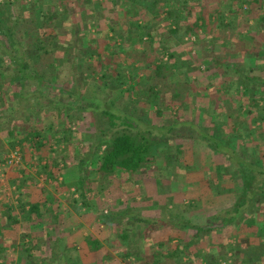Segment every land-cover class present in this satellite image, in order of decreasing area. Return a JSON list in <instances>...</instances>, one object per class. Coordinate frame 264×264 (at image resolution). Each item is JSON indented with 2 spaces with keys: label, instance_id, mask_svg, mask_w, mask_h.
I'll list each match as a JSON object with an SVG mask.
<instances>
[{
  "label": "trees",
  "instance_id": "obj_1",
  "mask_svg": "<svg viewBox=\"0 0 264 264\" xmlns=\"http://www.w3.org/2000/svg\"><path fill=\"white\" fill-rule=\"evenodd\" d=\"M127 1L129 4L125 7L119 5L116 10L110 8L112 17H106L104 24H100L98 30H105L109 38L105 41L91 38L92 22L96 19H92L86 10L80 19L76 17L71 12L73 0H13V3L0 0V135L6 136L9 141L13 140L10 149L14 150L17 144L21 146L23 162L33 160L37 155L42 158L36 163L41 164L45 159L48 164L40 165V168L48 170L47 178L54 175L57 182L61 167L50 165V159L46 157L49 153L41 155L48 138L43 128L45 119L42 114L50 112L51 116L47 119L53 121L59 118V114L65 115L68 123L77 125L85 119L89 126L94 125V119L102 118L107 127L99 129L95 141L83 153L79 163V169L85 176L81 177L76 192L85 206L89 189L86 177L91 165L96 166L102 180L111 182L118 173L128 176L137 174L151 160L155 161L160 150L169 147L171 141H181L176 147L175 160L171 161L168 155L164 157L166 161H171L168 166L178 174L181 170H197L194 162L193 165L183 163V143L203 144L215 158L214 165L208 171L211 190L215 194L219 193L224 189L221 183L229 177L233 187L227 186L224 191L237 197L235 205L226 211L225 216L213 215L205 227L194 225L171 213L166 218L168 222H157L160 227L193 231L195 242L203 233L210 236L220 227L223 229L237 225L264 204V164L261 157L254 154V151L260 153L262 150L259 137H263L261 134L264 133V0ZM241 14L255 15L253 35H239L236 43L226 39L224 43L217 44L222 34L220 32L236 33ZM160 15H164L169 22L170 34L183 33L187 35V40L192 37L199 39L201 32L212 25L213 19L216 20L217 32L213 37L209 35L217 41L213 51L204 53L202 60L198 61L190 49L187 57L174 50L170 52L162 43L156 45L151 30L158 26L154 19ZM127 45L136 50L141 46L144 48L142 51H133L129 63L126 60L128 57L121 58ZM217 48L219 50L216 52ZM95 58L102 60L97 64L98 67ZM180 60L188 64L187 72L182 70ZM234 60L243 65L240 66ZM202 68L210 72L209 78H214L215 83L202 86ZM125 69L127 73L123 72ZM187 76L195 79L188 80ZM178 77H182V80H177ZM115 83L121 88L113 94L110 86ZM66 84L74 87L66 89L67 86L63 87ZM92 85L96 87L97 94L86 96L83 91ZM213 88L234 94L228 100L229 108L224 105L223 111L211 109L210 112H203L202 116V113L197 114L198 110L189 114L193 110V103L189 102L191 107L183 111L182 117L171 116L169 119V115L164 122L166 112L172 110L173 106L183 110L188 104L187 98L192 96L194 99L197 90L210 91ZM65 94L74 100H65ZM126 95H136L139 102L154 105L156 120H162V124L156 122L155 126L147 118L139 117L136 108L124 107L122 102ZM41 100L47 105L42 107ZM36 124L41 126L36 127ZM70 134L71 131L66 129L62 141L69 140ZM261 140L264 142V139ZM62 141L56 140V144L59 146ZM2 145L0 140V148ZM33 151L36 155L31 153ZM1 152L8 156L0 159V165L6 163V158L11 154L6 149ZM17 167L21 168V165ZM258 177H261L260 182H256ZM251 186L254 190L250 189ZM49 206L19 200L17 208L20 217L16 219L13 206L6 205L7 219L11 222L9 227L21 225L25 230L31 228L30 233L26 230L28 237H32V232L42 230L44 239H52L50 231L53 228L48 230L46 227L54 218ZM110 219L112 221L115 217L111 215ZM134 220L143 222L140 217ZM9 227L1 224L0 240L6 238ZM118 237L128 248L131 246L128 234L121 233ZM87 244L91 252L103 248V244L96 239ZM159 245L160 251L154 255L156 259L152 264H160V258L164 257L161 250L164 244L161 242ZM245 245L243 251L231 249L234 256L229 264H264V241L262 244L249 245L248 242ZM52 247L51 252L56 258L58 247ZM189 250L188 244L176 245L167 253L166 264H187ZM224 251L217 256L212 253L209 260H203L207 264L227 262L229 259ZM132 256H136L137 262L144 259L139 253L131 251L124 254L123 258L126 260ZM36 264L50 263L43 259ZM63 264H71V261L66 259Z\"/></svg>",
  "mask_w": 264,
  "mask_h": 264
},
{
  "label": "rangeland",
  "instance_id": "obj_2",
  "mask_svg": "<svg viewBox=\"0 0 264 264\" xmlns=\"http://www.w3.org/2000/svg\"><path fill=\"white\" fill-rule=\"evenodd\" d=\"M8 1L12 2L13 0ZM73 1L74 3L70 4L74 7L71 12L76 17L80 19L81 15L86 14V10L92 19H96L92 22L91 38H101L105 41L109 39L106 32H104L105 30L101 32L98 29L100 24H104L103 21L106 17H112V11H109V9L116 10L119 5L125 7L129 4L127 0ZM83 7L85 9L80 10ZM164 17V15H160L157 19L151 17L152 20H155V23L156 21L158 23V26L153 27L151 30L156 45L162 43L170 49V52L174 50L177 53H184L187 57L188 49H190L193 57L198 61L202 60L201 57L204 53L209 54L213 51V46L217 42L212 38L214 33L217 32L216 20L213 19L212 25L205 32H201L199 39L192 37L187 40V35L183 33L179 35L170 34L168 31L169 22ZM254 19V14L249 16L239 15L236 33L232 31L230 33L220 32L222 34L218 38L217 44L224 43L226 39L236 43L239 41V35L252 36L254 33L252 31ZM127 47L121 58L128 57L126 59L128 63L133 51L144 49L142 46L140 47L141 50H136L135 47L129 48L128 45ZM217 47L219 46L217 45ZM218 50L217 48L216 52ZM94 61L97 65L102 60L95 58ZM234 61L239 63L237 60ZM239 64L240 66L243 65L242 63ZM180 66L183 67V71H188L189 66L185 61L180 60ZM123 72L127 73L126 69ZM202 73V86H207L210 82H216L214 78H209L210 72H206L202 68ZM193 79L195 78L188 77V80ZM177 80H182V77H178ZM63 87L70 89L74 85L70 84L68 86L66 84ZM59 88L61 89V86ZM95 88L92 85L91 88L87 87L83 92L90 97L92 94H97ZM120 88L121 86L118 83L110 86L113 94ZM99 91L101 93V90ZM208 91L197 90L194 99L191 98L192 96L189 99L187 98L186 102L188 101V104L185 105L183 110L179 106H173L172 110L166 112L164 122L169 115V119L171 116L182 117L185 113L183 111L191 107L189 102L193 103V110H190L189 114H193L194 110H198L197 114L202 113V116L204 115L203 112H210L211 109L223 111L224 105L229 108L228 100L232 99L234 94L220 92L215 88ZM69 97L68 94H65L64 99L74 100ZM41 101L40 105L42 107L47 105L44 100ZM122 104L130 109L136 108L139 117L147 118L155 126L156 122L159 125L162 124V120H156V107L139 102V97L136 95L124 96ZM49 113L42 114V118L45 119L43 128L48 138L44 142L46 148L42 149L41 155L45 156V153H49V156L46 155V157L50 159V165L61 167V175L57 178V182L54 175L47 178L48 170L40 168V165L44 166L42 163L46 161L45 159L42 160L41 164L36 163L41 157L37 155L33 160L23 162L20 156L21 146L17 144L14 146V150L10 149L13 140H10V142L9 139H6V136L0 135V140L3 143L0 148V159L8 156L7 153L1 152L3 149L8 150L9 154L11 153L9 158H6L7 162L0 165V226L2 224L9 227L11 224L7 219L6 205L13 206V215L18 219L20 217L17 208L19 200L50 204L49 209L52 210L51 213L54 218L48 222L46 227H48V230L53 228V231H50L52 239H44L41 236L42 230L38 232L34 229L35 232H32V237H28L26 236V230L29 232L31 228L25 230L21 225L9 227L6 231V238L0 240V264H36L43 259L50 264L51 262L52 264H63L66 259H69L71 264H152L156 259L154 255L160 251L159 243L161 242L164 244L161 249L164 257L160 258V264H166L167 253L180 244L189 245L190 256L187 264H207L203 258L209 260L212 253L217 256L218 253L221 254V251L224 250L229 260L222 264H229V262H232L231 257L234 256L231 249H241L240 251H243L242 248H245V244L248 242L249 245H255L262 244V241H264V204L260 206L257 212L247 215L246 220L239 222L237 225L223 229L220 227L210 236L203 233L200 239L195 242L193 231H179L169 227H160L157 224L159 221L166 220L169 213H171L191 221L194 225L205 227L213 215L225 216L226 211L235 205L237 197L224 191L227 190V186L228 188L233 187L229 177H226L224 179L226 181L221 183L224 189L219 193L215 194L211 190L208 183L210 178L208 171L214 165L215 158L208 148L198 142H184L185 148L182 156L185 165L187 162L193 165L194 162L197 170H181L177 174L173 172L172 167L168 166L173 159H176V147L181 141H171L169 147L161 149L158 153L159 157L157 159L155 157V161L151 160L150 163H147V167L143 172L139 171L132 176L118 173L113 176L111 182L105 179L102 180L96 166L91 165L86 177L90 189H87L85 196L87 206L83 205V201L76 192L81 177L84 178L85 176L82 175L79 169V163L84 155L83 153L88 151L89 146L95 141L99 129L106 128L107 125H104L102 118L100 120L98 118L94 119V125L91 126L85 119L80 120L78 125L77 123H68L66 116L59 113V118L53 121L47 119L51 116H49ZM3 116L6 115L3 114ZM39 125L36 124V127L41 126ZM255 126L258 127V123ZM66 129L70 130L71 134L69 140L62 141L61 137ZM25 132H23V135ZM261 135L264 137V133ZM263 137H259V145L262 148L261 154L257 150L254 151V154H258L264 164V142L261 140L264 139ZM56 140L62 141L59 146L56 144ZM16 151L19 153V156H17L19 161L13 160V162L11 156ZM31 153L36 155L35 151ZM161 154L163 156H160ZM166 155L171 157V161L164 159ZM16 165H21V168ZM260 181L261 177H258L256 182ZM250 189L254 190L252 186ZM153 196H155V199H153ZM256 199L255 196L254 200ZM164 207H167V210ZM111 215L116 220L111 221ZM137 217H140L143 222H136L134 218ZM166 221L168 222V220ZM251 225H253V231L252 228L250 229ZM124 231H129V243L131 244L129 248L118 237V234ZM37 235L40 238H36ZM55 239H61L60 241H62L59 246L60 249L56 252V258L51 252V248H53L51 243H54L52 240ZM93 239L103 243V248L98 252H91L87 246V242ZM128 251L134 254L139 253L144 259L137 262L136 256H132L124 260L123 255ZM61 253L64 254V260L59 257ZM73 258H75V261Z\"/></svg>",
  "mask_w": 264,
  "mask_h": 264
},
{
  "label": "crops",
  "instance_id": "obj_3",
  "mask_svg": "<svg viewBox=\"0 0 264 264\" xmlns=\"http://www.w3.org/2000/svg\"><path fill=\"white\" fill-rule=\"evenodd\" d=\"M43 165H47L48 163H47V161H44L43 163H42ZM147 167V165L141 170L142 172L145 170V168ZM155 196H153V199H155L154 198ZM165 208V207H164ZM127 211H129V210H127ZM123 233H126V234H128L129 235V231H124ZM61 239H55V240H52V242H54V243H51L52 245H54V246H57L58 247V250L60 249L59 248V246L61 245V243H62V241H60ZM102 243V242H101ZM103 244V243H102ZM131 245V244H130ZM87 246H88V244H87ZM89 247V246H88ZM131 247V246H130ZM90 248V247H89ZM59 257L61 258V259H64V254H59ZM75 258H73V260H74ZM75 261V260H74Z\"/></svg>",
  "mask_w": 264,
  "mask_h": 264
},
{
  "label": "built area",
  "instance_id": "obj_4",
  "mask_svg": "<svg viewBox=\"0 0 264 264\" xmlns=\"http://www.w3.org/2000/svg\"><path fill=\"white\" fill-rule=\"evenodd\" d=\"M17 156H19V153L16 151V152H14V153L12 154V156H11L12 161H13V160L19 161V158H18ZM17 158H18V159H17ZM13 162H14V161H13ZM11 163H12V162H11Z\"/></svg>",
  "mask_w": 264,
  "mask_h": 264
}]
</instances>
